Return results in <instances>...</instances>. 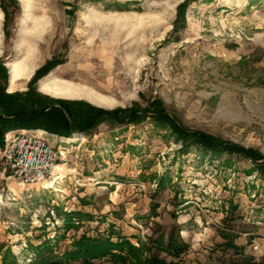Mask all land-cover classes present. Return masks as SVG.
I'll return each mask as SVG.
<instances>
[{
  "label": "rangeland",
  "instance_id": "374dc122",
  "mask_svg": "<svg viewBox=\"0 0 264 264\" xmlns=\"http://www.w3.org/2000/svg\"><path fill=\"white\" fill-rule=\"evenodd\" d=\"M0 18L5 101L76 103L70 134L34 127L65 152L53 187L0 178V264H264V0H0ZM13 64L33 73L11 89ZM48 77L114 104L45 94ZM90 105L147 114L93 118ZM154 110L262 158L183 146ZM107 240L122 245L71 255Z\"/></svg>",
  "mask_w": 264,
  "mask_h": 264
},
{
  "label": "trees",
  "instance_id": "16d2710c",
  "mask_svg": "<svg viewBox=\"0 0 264 264\" xmlns=\"http://www.w3.org/2000/svg\"><path fill=\"white\" fill-rule=\"evenodd\" d=\"M47 70V65L42 66L41 68L37 69L34 73V77L39 76L41 73ZM0 74L2 75L1 78L6 79L5 71L2 67H0ZM30 91V88L28 89V92L25 95H28ZM38 95V94H37ZM11 95L5 92V87L1 86L0 84V109L4 110V112L9 111L11 109H14L15 106H12L11 104H8L5 99L10 97ZM45 99H49V103L46 106H42L40 108H28L24 107L19 109V107L15 108L18 109L19 112L17 114L13 115H0V143L2 142V138L4 135V132L11 128H18V127H42L47 130L57 132L60 134H70L71 130L70 125H68L67 114L70 113L71 115L74 114L73 112V105H76L75 102L68 101V100H52L51 98L45 97ZM55 103H58L56 105ZM89 107V104H88ZM92 107V113H94L93 118L100 117V115L107 113V114H113V116L117 119L119 122H123L125 120L129 121H139L141 118H143L147 113H139L136 110H133L132 113L128 114V117L121 116L120 113L122 111H109L102 108H98L95 106ZM84 115L86 117L89 115V112H85ZM153 117L158 122H169V124L173 127V130L175 131L176 135L181 139L183 142V146H187L190 143L194 144H200L204 146L207 149L216 151V152H229V153H239L243 154L246 157H249L253 159V161L257 162L258 159L262 158L260 154L254 152L251 149L244 148L242 146H239L237 144H234L232 142H227L218 138H215L213 136H210L208 134L202 133V132H194L190 131L186 128H183L179 123H177L173 118L168 116L165 112L160 110H154ZM262 170H264V162L261 164ZM79 249L76 252H73L71 255L73 257H77L79 255L87 256V255H93L94 253L90 250H81L82 247H96L98 246L99 249L105 250L103 255L105 253H108L112 249V247H121L122 244L120 243H113L107 240V242L99 243V244H86L85 241L81 242L78 241ZM170 247H174L175 249L179 250L183 246L176 241V239L171 238L169 242ZM112 251V250H111ZM111 253V252H110ZM111 256H115L116 258H124L121 254H113L111 253ZM88 264H96L95 262H88ZM148 264H180V262L172 261L171 263H167L164 260H159L158 258H150V262Z\"/></svg>",
  "mask_w": 264,
  "mask_h": 264
},
{
  "label": "built area",
  "instance_id": "2783aa9c",
  "mask_svg": "<svg viewBox=\"0 0 264 264\" xmlns=\"http://www.w3.org/2000/svg\"><path fill=\"white\" fill-rule=\"evenodd\" d=\"M50 135L52 138L40 128L6 130L0 143V178H15L22 185L39 184L48 189L44 182L52 178L65 158V152L56 145L58 137Z\"/></svg>",
  "mask_w": 264,
  "mask_h": 264
},
{
  "label": "bare ground",
  "instance_id": "6f19581e",
  "mask_svg": "<svg viewBox=\"0 0 264 264\" xmlns=\"http://www.w3.org/2000/svg\"><path fill=\"white\" fill-rule=\"evenodd\" d=\"M34 27H35L34 30H35L36 35L34 33V36L26 37V41L28 43L27 46L29 47L33 46V48L35 45L33 41L37 40V38H39L43 34V31L46 29V25L43 24L42 22H37L35 23ZM32 73L33 71L30 69V65L20 66V65L13 64L10 69L11 89L13 87H16L20 81L29 79L32 76ZM40 91L45 94L55 96V97L84 98V99L89 100L91 103H94L96 105L103 106V107H109L114 104L112 99H110L109 97L101 93H98L97 91H95V89H93V87H90L88 85L73 83L70 81H65V80H61L57 78L56 79H49V77L46 78L40 86ZM60 169H61V165H58L53 172V176L57 172H59ZM53 176H52V179H49L44 182L47 187H53L55 185L54 183L57 178L56 177L53 178Z\"/></svg>",
  "mask_w": 264,
  "mask_h": 264
},
{
  "label": "crops",
  "instance_id": "0c3cea01",
  "mask_svg": "<svg viewBox=\"0 0 264 264\" xmlns=\"http://www.w3.org/2000/svg\"><path fill=\"white\" fill-rule=\"evenodd\" d=\"M30 128V127H29ZM31 128H34V127H31Z\"/></svg>",
  "mask_w": 264,
  "mask_h": 264
}]
</instances>
